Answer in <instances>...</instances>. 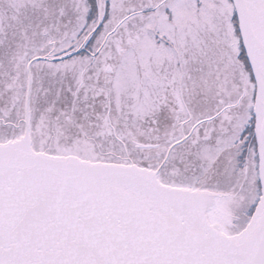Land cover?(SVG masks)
Here are the masks:
<instances>
[{
  "label": "snow or ice",
  "instance_id": "6c2138e0",
  "mask_svg": "<svg viewBox=\"0 0 264 264\" xmlns=\"http://www.w3.org/2000/svg\"><path fill=\"white\" fill-rule=\"evenodd\" d=\"M0 264H264V0H0Z\"/></svg>",
  "mask_w": 264,
  "mask_h": 264
}]
</instances>
